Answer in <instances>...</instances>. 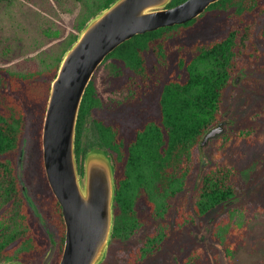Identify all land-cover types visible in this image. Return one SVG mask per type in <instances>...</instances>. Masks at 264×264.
<instances>
[{
  "label": "trees",
  "instance_id": "obj_1",
  "mask_svg": "<svg viewBox=\"0 0 264 264\" xmlns=\"http://www.w3.org/2000/svg\"><path fill=\"white\" fill-rule=\"evenodd\" d=\"M15 1L0 0V7L12 6ZM54 1L65 11L72 9L69 4H80L81 11L75 20L78 32L90 17L113 0ZM180 1L171 0L169 5ZM211 9L233 17L226 32L219 37L180 42L178 38ZM261 16L262 25L256 33ZM45 33L49 35L50 31ZM76 36V32H70L55 55L27 58L26 61L36 62V65L28 64L25 70L0 66V263L19 259L25 264H40L50 247L48 234L24 198L17 177L14 155L20 150L26 111L33 115L30 130L33 181L37 185L36 193L30 196L54 230L57 246L49 264H58L61 257L65 223L44 171L42 123L50 81L63 52ZM257 41L264 46V0H217L191 20L135 34L108 53L103 63L116 57L124 67L118 71L123 77L121 82L112 88L100 90L97 72L101 64L97 67L80 103L75 153L80 171L84 154L92 145L107 147L115 161L113 229L102 264H141L144 258L145 264H208L207 252L201 245L191 248L181 260L158 258L148 263L169 235L165 218L176 206L174 221L178 227L192 221L193 215L201 219L216 210L221 211L213 221L211 236L223 245L232 261L243 222L237 205L225 207L236 193L231 151L241 143L264 142V125L252 124L257 117L264 116L263 105L246 116L251 121L249 125L228 130L211 141L210 163L201 171L197 170L196 181L191 179L200 158L199 142L205 132L220 121L223 98L236 78L234 75L253 65L264 71V50L258 47ZM174 49L173 62L177 70L166 72ZM151 51L155 61L149 67L147 55ZM244 82L250 84L251 77L244 78ZM152 92L157 94L156 112L150 115L138 112L139 120L129 132L114 119L90 118L97 109L113 110L130 105L138 108ZM261 160L263 162L264 157ZM140 195L148 204L149 214L161 221L154 231L145 235L140 246L131 250L122 243L143 225L144 219L137 208ZM177 198L180 201L174 206L172 201Z\"/></svg>",
  "mask_w": 264,
  "mask_h": 264
},
{
  "label": "rangeland",
  "instance_id": "obj_2",
  "mask_svg": "<svg viewBox=\"0 0 264 264\" xmlns=\"http://www.w3.org/2000/svg\"><path fill=\"white\" fill-rule=\"evenodd\" d=\"M68 6L72 9L65 11L58 7L54 0H17L12 6H1L0 66L25 70L28 68V64L36 65V62L26 61L27 58L48 57V55L58 53L62 40L70 32L78 33L75 29V20L81 11L80 4L75 6L69 4ZM262 21L263 17L261 16L255 27L256 33L261 28ZM232 22L233 17L227 16L226 12L211 9L190 26L185 35L182 38L179 37L178 40L180 42H194L200 39L219 37L226 32ZM48 31L50 34L46 35L45 32ZM56 31L58 35L55 36L53 32ZM257 45L264 50V46L258 41ZM175 51L176 49L170 53L166 72L177 70V66L173 62ZM149 54L147 55V63L151 67V62L155 59L152 51ZM35 59L37 60V57ZM35 59L34 61H36ZM123 68L119 61L108 60L103 64L97 73V84L100 90L112 88L121 82L123 77L118 75V71L123 70ZM237 76L239 80L232 82L223 98L220 121L226 120L227 131H234L237 127L245 124L249 125L251 121L246 116L252 110L264 106V71L253 65L236 73L234 78ZM246 77H251L250 84L244 82ZM156 97V92L145 96V100L138 108L130 105L129 107H117L113 110L109 108L97 109L90 118L114 119L120 123L125 132H129L139 120L138 112H142L144 115L156 112ZM32 117L31 111H26L25 127L20 145L21 149L23 139H25L22 178L24 183L28 185L26 187L29 195L35 194L37 190V185L33 181L34 166L31 146L32 132L30 130ZM253 121L252 124L261 123L264 125V116L257 117V120ZM211 141L207 147L203 149L200 147V158L194 166L191 181L198 179L197 170L203 169L202 167L199 168L198 165H201L203 158L206 162L204 167L210 163ZM19 152L20 150L14 155L17 159ZM231 155V162L236 171L234 179L236 193L232 202L227 205L225 203V207L237 205V210L241 211L243 222L238 237H236L232 261L225 254L223 245L213 240L211 236L213 221L220 215L221 211L216 210L215 213L208 214L201 219L193 215L192 221L178 227L174 221L176 206L172 207L173 210L171 209L165 218L169 235L161 242V247L154 258L147 260L148 263L157 261L158 258L167 261L174 260V258L181 260L191 248H197L201 245L207 252L208 264H264V161L261 160L264 157V142L255 145L241 143L236 150L231 151ZM144 201L143 195L137 198V208L144 221L142 227L131 238L122 243L127 249L134 250L135 247L140 246L145 235L154 231L157 228V222L161 221L160 218L156 219L149 214V208ZM179 201L180 198H177L172 201V204L175 206ZM33 203L35 206L37 205L34 200ZM185 205L187 206V202ZM46 223L53 234L54 230L47 221ZM141 262V264H145V258Z\"/></svg>",
  "mask_w": 264,
  "mask_h": 264
},
{
  "label": "water",
  "instance_id": "obj_3",
  "mask_svg": "<svg viewBox=\"0 0 264 264\" xmlns=\"http://www.w3.org/2000/svg\"><path fill=\"white\" fill-rule=\"evenodd\" d=\"M113 0L90 17L63 52L50 81L42 123V159L48 184L61 206L65 237L58 264H102L112 236L116 197L115 165L107 147L92 145L82 171L75 153L76 121L85 89L106 55L135 34L184 23L217 0ZM239 80L237 76L235 82ZM226 120L210 127L201 149L227 131ZM25 139L17 159L21 191L46 230L50 247L40 264H49L56 241L27 192L22 178ZM206 162L202 159L201 167ZM232 200L226 202V205ZM0 264H25L11 259Z\"/></svg>",
  "mask_w": 264,
  "mask_h": 264
},
{
  "label": "flooded vegetation",
  "instance_id": "obj_4",
  "mask_svg": "<svg viewBox=\"0 0 264 264\" xmlns=\"http://www.w3.org/2000/svg\"><path fill=\"white\" fill-rule=\"evenodd\" d=\"M170 2H171V1H170ZM170 2H169V3H170ZM173 5H174V4H173ZM167 6H171V5L168 4ZM104 59H105V58H104ZM108 60L119 61L116 57H110V58L107 59L104 63H103L104 60L100 63V64H101V66L99 65V66H100V69H101V67L103 66V64H105ZM100 69H99V70H100ZM99 70H98V71H99ZM97 73H98V72H97ZM215 139H216V138H215ZM112 158H113V157H112ZM113 161H114V158H113ZM114 165H115V161H114ZM115 172H116V168H115ZM145 204H146V206L148 207V204L146 203V200H145ZM148 208H149V207H148ZM152 216L155 217L156 215H152ZM62 248H63V247H62Z\"/></svg>",
  "mask_w": 264,
  "mask_h": 264
}]
</instances>
